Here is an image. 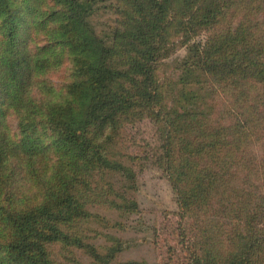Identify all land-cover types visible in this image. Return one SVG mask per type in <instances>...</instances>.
Segmentation results:
<instances>
[{
    "label": "trees",
    "instance_id": "obj_1",
    "mask_svg": "<svg viewBox=\"0 0 264 264\" xmlns=\"http://www.w3.org/2000/svg\"><path fill=\"white\" fill-rule=\"evenodd\" d=\"M51 1L44 10L51 20H38L29 17L32 4L0 0V264H112L114 250L102 252L90 225L94 217L109 223L93 211L96 205L116 203L108 198L109 173L134 177L108 152L121 117L138 106L155 112L165 124L164 149L173 167L174 137L189 130L197 114L188 108L168 115L149 44L117 62L87 19L89 3ZM171 2L150 0V7L161 14ZM228 2L183 0L180 30L199 26L207 31ZM159 14L137 28L144 25V35L152 36L164 26ZM250 26L208 35L195 44L193 63L233 85L245 80L252 67L264 73V37H254ZM64 63L69 73L50 77ZM203 135L195 148L185 140L191 147H180L185 156L170 174L183 213L190 205H210L211 190L226 187L236 165L250 163L255 174L260 171L254 159L244 156L242 143L252 135L246 122L210 125ZM255 197L264 202V194ZM246 201L232 202L229 217L237 225L226 240L231 250L222 258L202 248L200 255L195 252L196 264H264L260 206L254 200L245 206ZM209 237L200 241L209 243Z\"/></svg>",
    "mask_w": 264,
    "mask_h": 264
},
{
    "label": "rangeland",
    "instance_id": "obj_2",
    "mask_svg": "<svg viewBox=\"0 0 264 264\" xmlns=\"http://www.w3.org/2000/svg\"><path fill=\"white\" fill-rule=\"evenodd\" d=\"M84 1L90 4L87 19L96 34L113 49L117 62L128 52H139L148 44L151 46L161 104L167 108L168 115L174 116L188 108L197 114L196 119L189 121V130L180 131V135L174 137L178 143L172 145L173 167L167 164L169 151L164 149L165 124L155 112L138 106L121 117L115 139L108 144V152L113 160L132 169L134 177L125 178L120 171L110 172L106 177L112 189L108 198L116 203L93 207L99 217L105 216L109 222L104 224L98 217L92 218L93 242L103 244L102 252L114 250L112 264H196L195 252L200 255L206 247L214 256L223 258L231 250L226 240L230 229L237 224L229 215L232 202L238 198H246L245 206L252 200L258 202V227L264 233V202L255 197L256 193L264 194V73L252 67L245 80L233 85L193 63L195 44L204 42L208 35L233 31L243 24L251 25L254 37H264V0H229L207 31L195 26L185 33L179 28L183 0H172L161 14L150 7V0ZM20 2L32 4L29 17L51 20L44 11L53 5L51 0ZM158 14L164 26L152 31V36L144 35L146 20ZM138 22L144 24L140 29ZM67 66L64 63L55 68L49 73L50 77L56 80L66 76ZM238 121L246 122L252 133L242 143L244 156L247 160L254 159L260 171L255 174V165L250 163L236 165L228 185L211 190L210 205H190L191 210L183 213L170 179L175 166L185 156L179 153L180 147L195 148L204 141L203 133L210 125ZM185 140H189L191 146ZM196 163L202 165L200 161ZM186 186L191 188L190 184ZM209 233L213 235L209 243L200 241ZM80 257L89 262L87 257Z\"/></svg>",
    "mask_w": 264,
    "mask_h": 264
}]
</instances>
